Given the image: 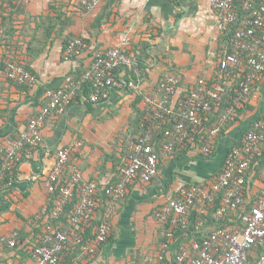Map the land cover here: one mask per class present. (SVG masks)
Here are the masks:
<instances>
[{"label": "crops", "instance_id": "0c3cea01", "mask_svg": "<svg viewBox=\"0 0 264 264\" xmlns=\"http://www.w3.org/2000/svg\"><path fill=\"white\" fill-rule=\"evenodd\" d=\"M211 1L99 0L89 12L71 0L0 1V162L5 142L18 138L44 105L46 91L64 86L67 80H79L95 54L120 48L135 59L139 72L134 76L123 71L125 85L113 89L104 102L75 103L47 117L39 147L31 155L18 153L7 181H0V237L11 239L16 234L13 248L0 243V264H36L30 251L43 231L45 217L39 214L52 205L43 179L54 164V150L74 142L80 147L70 157L62 177L74 170L80 174L81 183H95L100 199L98 213L104 207L103 214L110 211L113 241L100 245L91 257L82 254L80 244L71 238L61 264L161 263L156 211L178 197L181 187L208 186L220 174L229 151L264 117L263 73L246 102L250 109L215 139L210 155L190 146L173 159L160 161L157 175L150 182L134 181L123 199L108 198L105 205L101 204L104 190L118 182L119 169L135 138L133 109L140 115L149 109L142 97L153 93L159 80L173 73L180 79L174 109L181 94H186L198 79L214 83L210 86L219 85L218 63L229 51L228 38L221 32L230 25L223 31L216 28ZM78 37L85 39L86 47L79 55L65 58V43ZM8 61L29 67L36 83L24 86L8 80L2 72ZM236 80L224 84L230 86ZM46 149L53 151L51 156L44 155ZM263 193L264 172L251 165L246 172L245 205L253 204ZM75 199L77 194L72 197ZM196 206L199 211L204 207L201 202ZM202 214L206 219L201 233L207 235L216 228L217 215H207V211ZM235 219L226 220L228 229L238 228ZM66 224L61 222L60 229H66ZM93 233V228L87 230L83 241H89ZM180 243L181 238L169 241L172 249ZM169 244L164 254L167 258ZM188 246L184 242L181 248L188 251Z\"/></svg>", "mask_w": 264, "mask_h": 264}, {"label": "built area", "instance_id": "2783aa9c", "mask_svg": "<svg viewBox=\"0 0 264 264\" xmlns=\"http://www.w3.org/2000/svg\"><path fill=\"white\" fill-rule=\"evenodd\" d=\"M71 1L86 12L92 11L99 3V0ZM210 5L215 13L216 28L219 31L226 30L236 21L233 0H212ZM243 9L249 10L250 4L245 2ZM85 47L84 38H74L67 44L64 57L68 59L77 56ZM231 49V53L219 61L220 69L225 72L227 78L234 73L243 59L246 73L238 83V90L231 104L214 127L204 129V115L221 104L224 88L220 85L210 86L204 79H198L187 94L177 100L176 109L173 102L178 94L180 79L174 75L162 77L156 90L144 95V103L152 110L151 117L147 120L149 125L144 133L131 143L126 162L119 169L118 182L104 190L109 199H123L134 181L150 182L157 175V165L160 161L173 159L177 153L187 151L190 146H194L193 142L196 140L201 145V148H197L202 155L207 156L210 153L214 139L235 116L236 110L247 100L255 83L264 73V7L254 9L250 19L235 31L231 38ZM123 71L134 76L139 75L134 60L120 48H112L95 54L79 80H67L64 86L46 91L45 105L28 120L16 140L5 142L4 157L0 165V181L13 170L18 153L25 151L31 155L32 150L39 147L42 140L41 130L47 117L66 111L72 105V101L74 104L84 102L97 104L106 101L113 89H120L125 85ZM4 75L18 85L33 86L37 81L31 72L10 61L6 62ZM87 84L90 87L88 93L84 88ZM168 124L171 127L165 129ZM145 125L143 124L142 128ZM160 131L161 138L156 141L153 135L159 134ZM263 142L264 121H258L253 129L244 135L240 146L229 151L220 174L208 186L181 187L178 197L169 200L156 211L157 222L163 223L170 215H174L172 225L176 224L177 218L185 228L184 219L188 207L193 205L195 200L211 204L217 193H222L218 217L233 213L241 207L244 203L243 185L246 172L251 166L253 155H259L258 147ZM79 147L80 143L74 142L69 146L55 149L54 164L43 179L44 191L55 197L54 207L49 214L51 218L58 219L75 194L79 200L68 215L66 229L45 226L40 236V244L30 251L36 264H61L68 252L71 238L80 244L82 254L92 257L98 247L107 241L110 233V211H107L102 215V221L94 237L87 242L83 241L81 234L98 207L97 187L93 182L81 183L80 174L74 170L70 172L65 183L61 184L63 170ZM52 153L50 149L44 150L45 156H51ZM46 216L47 212L43 209L39 217ZM239 219L242 228L213 230L202 242H192L190 251L182 252L176 264H182L189 254H193V257L188 264H252L249 261V254L258 246L264 248V193ZM201 225L202 223H198V226ZM15 237L16 234L11 239L0 237V243L13 248ZM168 238H171L170 233ZM167 249V245L161 246V253L158 255L160 261L163 260ZM147 261L152 263V259ZM255 264H264V254Z\"/></svg>", "mask_w": 264, "mask_h": 264}, {"label": "trees", "instance_id": "16d2710c", "mask_svg": "<svg viewBox=\"0 0 264 264\" xmlns=\"http://www.w3.org/2000/svg\"><path fill=\"white\" fill-rule=\"evenodd\" d=\"M245 2H248L250 4V9L249 10H244L243 9V5H244ZM233 4H234V6L236 8V11H237V14H236L237 15V19H236L237 21L234 24L230 25L228 30L221 32L223 34H226V37L228 38L229 51L226 54H230L231 51H232V49H231V38L234 35L235 31L237 29L241 28L243 26V24L245 23V21L250 19L251 14H252L254 9H260V8L264 7V0H261V1H259V0H233ZM4 20H5V18H4ZM72 39H74V38H72ZM72 39H69L65 43V46H64V49H63L64 51H65V48H66L67 44ZM125 54L127 56L131 57L133 60H135L131 56V54L129 52H125ZM224 56L221 59H223ZM13 63H15V62H13ZM17 65H20L23 68H25L26 70H28L29 72L33 73L29 69V67H27L25 65H22L20 63H17ZM135 67H137V66H135ZM5 69H6V63L4 64V67L2 68V70H3L2 72H4ZM218 70H219V74H218L217 78L220 81L218 84L224 88V92L222 94L221 104L218 107H213L210 113H208L207 115H204V129L205 130H208L209 128L214 127L218 123L220 116L225 112L226 108L229 107V105L232 102L233 97L236 95L237 90H238L239 81L244 77V75L246 73V70L244 68L243 59H241V62L237 65V67H236V69L234 71L235 73L231 74L227 79L225 77V72L220 69L219 63H218ZM168 75H174L175 77H178L177 74H175V73L168 74ZM232 78L233 79L234 78L237 79L236 81H233L232 85L227 86L226 84H224L225 82L228 83V81L229 82L232 81ZM208 83H209V85L210 84H214V83H211V82H208ZM84 88H85L86 93H88L90 91V87H89L88 84L85 85ZM186 94H187V92H186ZM184 95H185V93L181 94V97L183 98ZM249 96L247 97V100L245 102H243L242 105L236 110L235 116L229 122L226 123V125L222 128L221 132L218 134V136L216 138H219L220 136H222L224 134L225 130L227 128H229L230 125L234 124V122L239 119L238 117H239L240 114H242V113L245 114V111L250 109L249 106L246 103L248 101ZM182 98H180V99H182ZM76 100H78V99H76ZM84 103L87 104L89 102H84ZM72 104H74L73 101H72ZM44 105H45V103H44ZM244 108H246V109H244ZM133 112L135 114H134V118L132 119L133 122L131 121V126L134 127V129H135L136 135H135V138L132 139L133 142H135L136 139L144 133L145 129L149 125V123H147V120H148V118L151 117L152 110L149 108L147 111H144L141 115L135 109H133ZM260 120L264 121V117L261 118ZM143 124H146V125L142 128ZM254 125H255V123L251 127H249V129L245 132V134L249 130L253 129ZM170 127H171V125L168 124L165 129H168ZM156 131L158 132L159 130H156ZM161 135H162V132L160 131L159 134L154 133L153 136H154L155 140L158 141V140H160ZM215 139H214V141H215ZM214 141H213V143H214ZM240 144H241V142L236 147H239ZM193 145L196 146V147H200L201 148V145H200L198 140L193 142ZM261 147L262 148L264 147V142L262 144H260L259 147H258L259 155L258 154L253 155L252 161H251V165H253V166L255 165L257 167H261L263 172H264V150ZM212 151H213V148L211 147L210 153L208 155H210L212 153ZM184 152H186V151H184ZM184 152H181V153H184ZM67 164H69V163H67ZM0 165H1V162H0ZM0 168H1V166H0ZM69 174H70V172L68 174L65 173V175H66L65 178L61 177V184L65 183V181L69 177ZM4 180H5V182L7 181V174H6L5 178H4ZM245 182H246V175H245V178H244L243 192H244V189H245ZM103 196H104V199H102L101 204H103V202H104V205H105L106 201L108 200V197L105 195V193H103ZM77 198L79 200L78 196H77ZM97 198H98V207H97V209L95 211V214L92 217L89 225L85 228L84 232L81 234L82 238H83L84 233H86L87 230L89 232L92 228L94 229V232L96 233L97 228H98V226L100 225V223L102 221V215H103V212H104L103 209H105V207L103 209H101L100 213H98V210L100 208V206H99L100 205V199L98 197V194H97ZM221 198H222V193H217L215 195V199H214L213 203L209 204V203H206V202H201L202 203V207L204 206L201 209V211H199V209H197V206H196V204L198 202H200V201L195 200L194 204L188 207L187 215H186V217L184 219L185 220V228H183L181 220L177 219V218H176V224L172 225L171 222H172V219H173L174 215H170V217L167 218L165 222L158 223V225L160 227L159 228L160 229V234H159V244L160 245L159 246H162V244L168 245L169 241L172 240V239H175V238H181L183 240V243L186 242L189 245L188 246L189 247L188 251L187 250L184 251L185 249L181 248V245H183V243L182 244L180 243L178 246H176L173 249L170 248V247H172V245L169 244L170 254L168 255V258H167L166 255H164L163 260L161 261V264H176V261H177L178 257L180 256V254L182 252H189L190 251L192 242H194V241L202 242L204 239H206L210 235V233L213 230L210 231V233L207 234V235L201 233L202 230L204 229V226H205L204 225L205 224L204 221L206 219V217L202 213L207 211V215L209 213L212 214V215H215V214L217 215V211L219 210L220 205H221ZM54 199H55V197L52 196V201H51L52 205H50V207L46 209L47 216L45 217L44 223L42 225L43 226L42 227L43 230L45 229L46 225H49L52 228L60 229V223L61 222H65V223L68 224V215H69L70 211L74 208L75 204L78 202V200H76V199L75 200H71L66 205V207H65L63 213L61 214V216L58 219H53V218H51L49 216V214L51 213V210L54 207ZM253 204L245 205V202H244L241 207H239L237 210H235L233 212V214L226 213V214H224L223 217H218V216L214 217L215 222H218L215 229H218V228H226V229H228L226 227V223L225 222H226V220H228V218H233V217L236 218L235 220H238L237 225L235 227L242 228V223H241L239 217L242 214L246 213ZM198 223H202V225L198 226ZM67 226H65L64 228H67ZM61 228H62V226H61ZM229 230H231V229H229ZM42 233H43V231H42ZM95 233H93L91 238L94 237ZM169 233L172 236L170 240L168 238V234ZM112 241H113V237L109 233V235L107 237V241L104 244H106L108 242L111 243ZM39 244H40V238H39L38 242L36 243V245H39ZM160 252H161V248H160ZM262 254H264V248L260 247V246L256 247L249 254V261L252 264H255ZM192 257H193V254L192 255L189 254V256L185 257V260H184V262L182 264H188V261Z\"/></svg>", "mask_w": 264, "mask_h": 264}]
</instances>
